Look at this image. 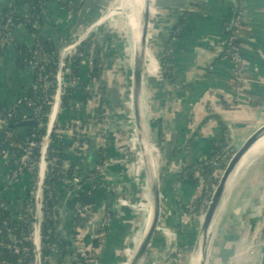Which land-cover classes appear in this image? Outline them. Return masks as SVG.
Segmentation results:
<instances>
[{"label": "crops", "instance_id": "crops-1", "mask_svg": "<svg viewBox=\"0 0 264 264\" xmlns=\"http://www.w3.org/2000/svg\"><path fill=\"white\" fill-rule=\"evenodd\" d=\"M106 1L109 5L112 2ZM149 1L151 21L143 113L160 182V223L175 233L157 229L141 264H187L203 219L190 210L201 194L203 182L179 173L185 167L212 155L215 157L217 147L224 143L222 150L229 158L233 150L239 149L264 125V0ZM103 6L104 0H86L75 10L65 7L61 0H49L41 35L51 40L58 50L66 39L81 40L101 15ZM8 8L21 15H26L29 9L21 0H0V17ZM109 9H104L96 24L107 19L120 20L121 29L127 32L125 51L133 61L136 31L119 12L106 17ZM240 11L243 16L238 49L247 61L241 86L236 79L234 61L223 54L228 30ZM101 31L99 37L95 33L90 35L99 39L102 46L106 117L110 119H107L110 128L104 130V122L98 120L96 98L87 99L83 93L84 82L89 88L93 85L88 63H84L77 98L68 107L61 106L57 122L67 128L64 139L68 158L64 162L67 166L76 165L86 178L74 190L66 189L61 182L56 184V190L62 201L60 217L67 205L69 229L70 218L78 205L74 201L77 191L93 189L95 210L84 228V241L94 244L98 239L97 264H130L147 222L151 202L149 184L145 166L138 181L134 163L122 161L124 152L116 134L127 128V109L117 80L123 71L120 66L124 55L120 44L113 46L108 31ZM12 37L14 42L0 51V107L3 108H12L20 98L28 96L36 79V70L20 63L18 50L20 44L32 48L34 34L24 23H16ZM118 55L120 62H117ZM226 101L231 103L230 107ZM70 124L80 126L88 134L83 150L74 147ZM28 130L13 131L26 137ZM101 158L103 163H99ZM13 159L8 164L12 165ZM140 161L144 165L142 151ZM11 165L5 164L0 169V198L16 213L30 199L35 175L24 172L15 181L8 177ZM97 165H104L102 172L97 170ZM123 198L134 203L144 198L140 210L145 212V220L139 233L142 217L133 206L122 204ZM258 232L264 236V149L237 168L228 184L207 264H264V245L256 253L250 252ZM173 249L181 250L182 255L173 259Z\"/></svg>", "mask_w": 264, "mask_h": 264}, {"label": "trees", "instance_id": "trees-1", "mask_svg": "<svg viewBox=\"0 0 264 264\" xmlns=\"http://www.w3.org/2000/svg\"><path fill=\"white\" fill-rule=\"evenodd\" d=\"M23 3H26L29 7L28 13L26 15H21L16 12L13 8H8L7 12H12V18L14 23H24L27 28L35 35V43L39 42L41 45L40 53L42 54H51L52 60L46 67V78L49 80L50 85L44 91L41 88H34V86L29 90L28 97L32 100V107H38L40 109V113L38 115V119H40L41 124L39 127L34 129H29L27 131V136L22 137L15 133L13 130H8L5 127L0 128V158L2 156L3 150H8L10 153H14L15 157L20 155L21 149L20 146L23 144L28 138H35L38 141H41L43 137L47 133V122L48 115L51 112L53 95L55 93L57 84L55 81V74L58 68V58L59 53L56 46H54L53 42L49 39H45L41 35L40 27L43 24L44 12L46 5L49 0H21ZM61 3L67 8H73L75 10H79L85 2L82 1H74L72 3H68L67 1L61 0ZM242 25V24H241ZM232 32V30H228V35ZM232 50H239V40L235 39L232 43ZM34 48L27 49L23 45L18 46L19 50V59L20 63L24 66L30 65L31 54ZM1 51V49H0ZM102 46L99 39L95 38L94 35H89L86 39L81 41L79 46L77 47V52L74 54L70 71L66 74L67 83L64 86L62 93V107H68L71 105L73 101L76 100V91L78 89L77 84L80 83V71L81 66L84 63H88V74L93 81V85L89 88L87 82L83 83V93L87 99L96 98V102L98 105L99 117L98 120L100 122L107 121V106H106V98H105V77H104V61L102 58ZM80 53H83L81 55ZM224 54V53H223ZM238 81V85H243L240 77L236 76ZM95 92V94H94ZM92 93L94 95H92ZM226 106L230 107L231 103L226 101ZM9 108L0 107V112L6 113ZM32 109L27 104L23 103L22 106L15 108L13 110V115L8 118V121L11 123H16L26 116L24 115V111ZM70 127L73 128V145L77 150H83V146H86L88 142V134L85 130L81 129L80 126L76 124H70ZM65 127L59 126L58 122L55 123V126L50 134V144L48 147V155L47 159L49 161V171L46 177V184L49 186V189L45 192V218L43 223V242L45 244L44 254L50 255V249L48 245L54 241L58 243L60 246V250L62 253L61 262L67 259V244L65 238L63 236L62 231L59 229L61 225V217L59 212V207L61 204V198L58 195V191L56 190V184L58 182L63 183L66 189H74L76 186L70 183V180L78 176L81 179V184L84 183V179L80 174V169L74 165L69 164L65 168L61 167V163L68 158L66 147L67 143L65 141V133L59 132V130L64 129ZM67 129V128H66ZM125 140V139H124ZM223 143V142H222ZM225 146V143L218 146V154L222 156V160L218 165H214L211 163V160L214 158L212 156L208 157L203 161H199L195 165H191L185 167L179 174L180 176L189 175L193 181H201L203 182V188L201 190V194L199 198L194 201V209H191V212H196L202 205H205L203 202L204 199H210L211 193L213 191V186L217 182V177L215 176V172L217 169H222L225 166L226 160L228 158L225 150H222ZM220 152V153H219ZM36 156L39 155V151L36 150ZM217 153V152H216ZM39 157V156H38ZM56 159L58 165L52 166V163ZM14 160V159H13ZM99 163H103V158L99 161ZM33 174H35V169L33 170ZM197 173V174H196ZM100 181V179H98ZM75 204L77 203V207L75 208L74 215L70 218V226L69 232L71 237L75 240L76 234L78 233V227L84 228L88 224L90 217L92 216L95 207L94 201V190L93 189H80L77 191V196L74 199ZM89 206V209L83 211L82 214L78 211V207ZM12 218V215L8 211H4L0 218V221L4 219ZM12 226H17L19 229L23 227L17 220H13L11 222ZM94 244L99 246L98 239L95 240ZM179 251L174 252V257H179ZM181 256V255H180ZM12 260L18 261L17 256H11ZM31 258L28 257L26 262Z\"/></svg>", "mask_w": 264, "mask_h": 264}, {"label": "built area", "instance_id": "built-area-1", "mask_svg": "<svg viewBox=\"0 0 264 264\" xmlns=\"http://www.w3.org/2000/svg\"><path fill=\"white\" fill-rule=\"evenodd\" d=\"M68 3H72L74 1H82L86 0H64ZM242 16L243 12L240 11V14L233 21L232 27L230 30L232 32L226 37L225 45L223 46L224 55H228L234 61L235 64V74L244 80L245 68L247 66L246 59L241 55L239 50H232V43L239 36V29L242 26ZM15 23L12 18V12L5 13L2 17H0V49L2 50L10 43L14 42L12 37V29ZM96 23L90 25V28ZM90 30V29H89ZM89 30L82 37L81 40L72 41L66 39L63 43V46L59 49V58H58V68L55 74V81L57 84L55 93L53 95L52 101V109L50 114L48 115L49 119L47 122V133L43 137L41 141L36 140L35 138H28L23 144H21L20 149L21 153L17 157H15L14 153H10L8 150L2 151V156L0 158V169L3 165H11L10 163L11 157H14L12 161V165L9 169V178L13 180H20V177L24 172L34 173L35 169V181L33 190L30 195V199L27 201L23 209L18 212H14L10 204L5 201L3 198H0V218L4 211H8L11 213L12 218L4 219L0 221V264H62L61 258L62 253L60 250V246L56 241L50 243L48 248L50 249V255L44 254L45 244L43 242V223L45 218V192L49 189V186L46 184L45 180L48 174L49 169V161L47 159L48 155V147L50 144V134L57 122V117L59 110L61 108L62 102V93L64 86L67 83L66 74L70 71L71 61L77 52V47L86 39L90 34ZM35 37V35H34ZM31 54L30 65L36 70V79L34 83V88H41L44 91L49 87L50 82L46 78V67L51 62L52 56L51 54H42L40 53L41 45L39 42H36ZM83 55V53H80ZM23 103L30 106L32 109L29 110V113L24 111V115L26 117L38 118L40 113V109L38 107H32V100L29 99L28 96L22 97L16 103L15 106L9 108L6 113L0 112V128H4L3 123L9 122L8 118L13 115V110L15 108L20 107ZM59 132L66 133V128L59 130ZM126 144H131L129 141H123L120 143L121 148H125ZM136 148V146H133ZM85 148V146H83ZM131 149V147H129ZM36 150L39 151V157L36 156ZM132 150V149H131ZM129 150V152L131 151ZM126 151V150H125ZM125 152L123 155L122 161L128 162L130 159V153ZM139 156L141 154L138 153ZM137 154V155H138ZM222 160L220 155H216L211 163L214 165H218ZM52 166L58 165L56 159H54ZM61 167L65 168L67 166L66 162H62ZM139 166H143L141 161L139 162ZM140 168V167H138ZM104 169V165H97V170L102 172ZM139 170V169H138ZM139 174V173H138ZM71 184H74L76 187L81 185V179L78 176L73 177L70 180ZM75 187V188H76ZM74 190V189H73ZM210 201V200H209ZM121 203L124 205H130L133 207L141 206L143 200L139 202V205L136 206L135 203H132L129 199H121ZM209 203V202H208ZM192 209L195 207L192 206ZM89 209V206L78 207V211L82 214L84 210ZM13 220H17L19 224L23 227L19 229L17 226H12L11 222ZM85 228V227H84ZM84 228L78 227V233L76 234L75 243V261L74 264H97L99 258V246L94 244H87L84 241ZM59 229L62 231L61 225ZM158 229H163L167 233H171L168 228H166L161 223L158 226ZM258 240L252 245L250 252L256 253L260 247L264 245V237H260L259 233L256 235ZM262 238V239H260ZM178 252L179 250L173 249V252ZM179 256L182 255V251H179ZM11 256H17L18 261L12 260ZM30 260L26 262V259L30 257ZM174 259H176L174 257ZM66 260H63V262Z\"/></svg>", "mask_w": 264, "mask_h": 264}, {"label": "water", "instance_id": "water-1", "mask_svg": "<svg viewBox=\"0 0 264 264\" xmlns=\"http://www.w3.org/2000/svg\"><path fill=\"white\" fill-rule=\"evenodd\" d=\"M150 1H146V8L142 16L143 30L141 34V43L135 51L133 58V68H132V95H133V106L135 112V126L136 133L138 136L139 144L141 151L143 153V160L145 171L147 174V180L149 184V190L151 194V203H152V217L149 229L145 233L142 242L137 248L134 256L132 257L130 264H141L144 256L147 254V251L152 243V239L155 235L156 230L160 224L161 218V192H160V182L159 176L156 169L153 151L151 150L152 143L149 139L146 124L144 120V106H143V85H144V71H145V61H146V48L147 40L150 27ZM41 124L40 119L33 117H26L16 123L5 122L3 123L4 127L8 130H14L18 128L25 129H34L39 127ZM264 136V125L257 129L244 143L243 145L235 151V153L230 158L229 162L224 168L223 174L215 186L210 201L207 205L206 211L203 214V219L195 244L192 249L191 255L197 251L198 242L202 234H205L204 239V248H203V258L200 264H207L208 261V251L209 247L213 242L214 234L216 232L220 209L224 200L226 189L228 184L234 175L235 171L238 168V164L244 155L250 150V148ZM147 142V147L145 146ZM149 145V146H148ZM151 146V147H150ZM148 151H147V150ZM66 210L67 205L64 206L62 211V233L67 244V259L66 264H74L75 261V243L74 239L71 237L69 229L66 222ZM214 221H216L214 226ZM214 226V228H213ZM208 249V250H207ZM190 262V261H189ZM188 262V264H190Z\"/></svg>", "mask_w": 264, "mask_h": 264}, {"label": "rangeland", "instance_id": "rangeland-1", "mask_svg": "<svg viewBox=\"0 0 264 264\" xmlns=\"http://www.w3.org/2000/svg\"><path fill=\"white\" fill-rule=\"evenodd\" d=\"M120 3H121V0H112V2L109 5L108 2L106 3V0H104V4H105L104 6L106 8L109 7L110 9H113V10H116L118 8V6L120 5ZM104 9H102L101 15L104 13ZM111 15H113V14H111ZM99 17H97L96 20L94 22H92V24L96 23L98 21ZM119 21L120 20H117V19L116 20L107 19V20L101 22L100 25L97 24V25L92 26L90 28V30H89V34L90 33H95V34H97V37H99V35L101 34L100 33V29H102V31L106 30V31H108V34L110 35L109 38H111V43L113 44V46L116 47L117 44L121 45V50H122L123 55H124L122 58L124 59V62L123 61L121 62V63H123V66H120V67H122L120 70H123V71H121V74L119 76L120 78L118 77L117 81L120 82V88H121L122 94L125 96L124 103H125L126 109H127V114H126L127 115L126 116L127 128L122 133L121 132L117 133V131H116V133H117L116 135H117L118 141L120 143L123 142L124 139H125V141H129L131 143V144H126V146H124L125 148L124 149L122 148V150H123V152L125 154L126 151L129 152V150L132 149L129 152L130 153L129 162H133L134 163V165L136 167V171H137V173H139L135 178L138 179V181H139V179L142 178V173L144 172V168H143L144 165L143 166H139L140 156H139L138 153L141 152V148H140L138 136H137V133H136L135 112H134L133 101L131 99V93H132V91H131V87H132V84H131V72H132V68H133V65H132L133 61L130 60L129 53L127 51H125V48L127 47V44H128L127 32H126L125 28H124V30L121 29V27H120L121 24L119 23ZM125 21H126V18H125ZM118 23H119V25H118ZM116 28L120 30V32H119L120 34L117 32L119 30H117ZM119 60H120V56L118 55L117 56V62ZM126 62H127V67H126ZM117 66L119 67L118 64H116V67ZM143 103H144V100H143ZM130 105H132V107H133L132 110H131V106ZM107 119H109V117ZM103 124H104V126H103L104 130L110 128V124H109L108 120L106 122H104ZM134 145L136 146V148L133 147ZM129 147H131V149ZM235 151L233 150L232 153L229 155V158H227V160H226L225 166L227 165V163L229 162L230 158L235 153ZM225 166H224V168H225ZM138 167H140V168H138ZM224 168L219 169L217 171V173L215 174V176L217 177V182L213 186V190H214L215 186L218 184V182H219V180H220V178H221V176L223 174ZM211 195H212V193H211ZM210 198H211V196H210ZM125 199H127V198H125ZM142 200L144 201V198H141L138 202H136L135 203L136 206H138L139 202L142 201ZM209 200L210 199H208V200L204 199L203 202H205L206 206L202 205L196 211L199 214V217L203 216L204 212L206 211V208H207ZM132 203H134V202L132 201ZM135 209H136L137 213H139L141 215V217H142L141 220H140V223H139L140 226L138 227V233H139L142 230V227H143V224H144L145 212L141 211L140 208H138V207H136ZM146 217H148V213L146 214ZM169 231H171L173 234L175 233L174 231H172L170 229H169ZM258 233H259L260 237H262V238L264 237L262 232L261 233L258 232ZM262 238H260V239H262ZM257 240H258V237L256 236V238L254 240V243ZM191 253H192V251L188 254L187 264L190 261ZM173 259H174V257H173Z\"/></svg>", "mask_w": 264, "mask_h": 264}, {"label": "bare ground", "instance_id": "bare-ground-1", "mask_svg": "<svg viewBox=\"0 0 264 264\" xmlns=\"http://www.w3.org/2000/svg\"><path fill=\"white\" fill-rule=\"evenodd\" d=\"M146 1L147 0H121V3H120V5L118 6V8L116 10L109 9L108 12L106 13V17H107V16H110L111 14H114L115 11L119 12L120 15H122L124 18H126V21H127L128 25L130 27H132L134 29V31H136L137 35H136V39H135V43H134V54H135V51L138 48L137 45L139 46L140 43H141V34H142V30H143L142 16H143V13H144L145 8H146ZM106 3H107V1H106ZM104 8L106 9L105 6H104ZM116 15H118V14H116ZM101 16L102 15H100V17ZM145 146L147 147V142H145ZM263 149H264V136L261 137L250 148V150L244 155V157L241 159L240 163L238 164V169L242 165L247 163L252 157H254L259 152H261ZM143 162H144V160H143ZM149 198H150V201H151L150 190H149ZM151 217H152V203L150 202L146 226H145V229L143 231L142 237H141V239L139 241V244L137 245V248L140 245V243L142 242L143 237L145 236V233L149 229L150 222H151ZM215 223H216V221H214V223H213L214 226H215ZM214 226H213V228H214ZM204 239H205V234H202L201 237H200V240L198 242L197 251L193 254V256L192 255L190 256V262H189L190 264H200V262H201V260L203 258V253L202 252H203V248H204ZM208 247H209L208 256H210L212 244L210 246H207V248ZM136 251H137V249H136Z\"/></svg>", "mask_w": 264, "mask_h": 264}]
</instances>
